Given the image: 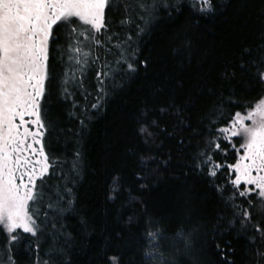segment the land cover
Here are the masks:
<instances>
[{
    "label": "snow or ice",
    "instance_id": "6c2138e0",
    "mask_svg": "<svg viewBox=\"0 0 264 264\" xmlns=\"http://www.w3.org/2000/svg\"><path fill=\"white\" fill-rule=\"evenodd\" d=\"M186 7L210 17L221 2L0 0V233L5 237L0 264H17L22 244L31 264H73V256L84 253L75 248L77 236L90 237L95 228L74 194L82 154L75 148L73 156L61 159L51 151V141L46 151L45 137L55 130V122L46 120L45 105L52 96L70 103L71 115L83 117L80 124L86 128L90 109L99 111L141 69L147 72L149 59H138L141 36L162 12L171 18ZM221 83L218 90L194 82L185 94L174 95L159 108L173 117L171 127L145 119L139 133L148 141L156 136L153 129H159L174 139L177 159L189 161V171L205 176L219 196L224 209L211 232L217 252L234 253L230 242L221 248L215 237L236 232L248 242L251 261L246 264H264V96L245 104L247 92L259 89L264 94V32L254 45L243 48L234 69L222 72ZM175 87L184 89L183 80L177 79ZM205 102L208 106L194 120L193 113ZM234 108L241 111L230 113ZM142 115L147 118L148 111ZM234 139L242 154L235 163H217L214 153L222 151V143L235 148ZM171 159L169 150L161 164L167 166ZM141 164L147 165L143 157ZM222 168L234 175L223 184ZM120 189V179L114 176L107 200L114 202ZM76 217L79 230L74 235L66 222ZM137 221L135 215L125 221L123 213L116 218L128 226ZM198 229H167L146 218L140 264H199ZM121 237V232L114 233L115 239ZM112 239L105 237V248L90 256L88 264H122L121 254L107 250ZM222 259L235 264L226 255Z\"/></svg>",
    "mask_w": 264,
    "mask_h": 264
},
{
    "label": "trees",
    "instance_id": "16d2710c",
    "mask_svg": "<svg viewBox=\"0 0 264 264\" xmlns=\"http://www.w3.org/2000/svg\"><path fill=\"white\" fill-rule=\"evenodd\" d=\"M220 2L221 7L210 17H203L187 7L182 14H173L171 18L162 12L159 21L139 41L138 59H149L147 72L141 69L122 90L113 93L99 111L90 109L86 128L80 124L83 117L71 115L74 110L70 103L57 96L47 101L45 118L55 122V130L45 137L46 151L51 141V151L65 159L79 148L81 171L74 194L79 210L87 215L90 227L95 228L90 237L77 236L75 248L85 251L73 256V264H88L90 256L105 248L108 236L113 239L107 250L121 254L122 264H140L146 218L159 221L167 229L178 225L194 229L199 225L200 241L196 250L199 264H225L222 255L235 264L251 261L247 240L236 232L215 237L221 248L230 242L234 253L225 249L221 254L213 246L211 232L224 206L206 177L189 171L186 159H177L176 141L162 135L159 129H153L156 133L153 140L146 141L139 133L145 119L158 120L161 128L171 127L173 117L161 114L159 108L174 95L185 94L194 82L202 81L222 90V72L234 69L243 48L254 45L258 35L264 32V0ZM177 79L183 80L184 89L175 87ZM245 95V104L257 102L258 97L264 96L259 89ZM207 106L206 102L201 103L193 119ZM145 110L147 118L142 115ZM229 111L234 113L241 109ZM217 138H220L218 132ZM233 144L235 148L222 143V151L214 153L217 163H235L239 145L236 139ZM169 150L172 159L164 166L161 161L168 158ZM142 157L147 161L146 167L141 164ZM149 157L156 160H148ZM114 176L119 177L121 189L112 202L107 200V195ZM229 178L232 174L222 168L219 182L223 184ZM118 213H123L125 221L132 215L138 221L132 226L118 223ZM78 219L66 222L74 235L79 230ZM117 231L122 233L119 240L114 238ZM4 242L5 237L0 233V245ZM16 258L17 264H31V256L23 244Z\"/></svg>",
    "mask_w": 264,
    "mask_h": 264
},
{
    "label": "rangeland",
    "instance_id": "374dc122",
    "mask_svg": "<svg viewBox=\"0 0 264 264\" xmlns=\"http://www.w3.org/2000/svg\"><path fill=\"white\" fill-rule=\"evenodd\" d=\"M234 140H235V139H234ZM234 140H233V142H234ZM238 148H239V147L236 148V151H237V158H236V159H238L239 154H242V150H239V151H238ZM230 174H232V173L230 172ZM232 178H234V175H233V174H232Z\"/></svg>",
    "mask_w": 264,
    "mask_h": 264
}]
</instances>
